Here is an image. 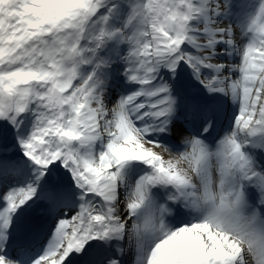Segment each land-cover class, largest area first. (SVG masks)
Here are the masks:
<instances>
[{
  "label": "snow or ice",
  "instance_id": "snow-or-ice-1",
  "mask_svg": "<svg viewBox=\"0 0 264 264\" xmlns=\"http://www.w3.org/2000/svg\"><path fill=\"white\" fill-rule=\"evenodd\" d=\"M0 264H264V0H0Z\"/></svg>",
  "mask_w": 264,
  "mask_h": 264
}]
</instances>
